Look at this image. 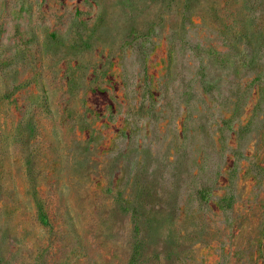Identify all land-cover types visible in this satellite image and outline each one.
Returning <instances> with one entry per match:
<instances>
[{
    "label": "rangeland",
    "instance_id": "374dc122",
    "mask_svg": "<svg viewBox=\"0 0 264 264\" xmlns=\"http://www.w3.org/2000/svg\"><path fill=\"white\" fill-rule=\"evenodd\" d=\"M133 262L264 264V0H0V264Z\"/></svg>",
    "mask_w": 264,
    "mask_h": 264
},
{
    "label": "trees",
    "instance_id": "16d2710c",
    "mask_svg": "<svg viewBox=\"0 0 264 264\" xmlns=\"http://www.w3.org/2000/svg\"><path fill=\"white\" fill-rule=\"evenodd\" d=\"M38 219L40 221V223L43 225V226H49V223H48V220H47V217L45 215V213L43 212V210L41 208L38 209ZM139 250V248H137V251ZM131 264H134L131 263Z\"/></svg>",
    "mask_w": 264,
    "mask_h": 264
}]
</instances>
